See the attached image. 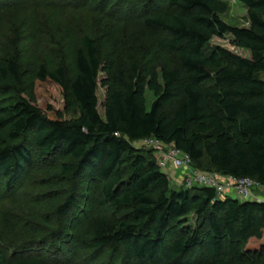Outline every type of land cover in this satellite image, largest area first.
Instances as JSON below:
<instances>
[{"label": "trees", "instance_id": "obj_1", "mask_svg": "<svg viewBox=\"0 0 264 264\" xmlns=\"http://www.w3.org/2000/svg\"><path fill=\"white\" fill-rule=\"evenodd\" d=\"M156 1V0H155ZM248 11V28L226 24L222 0H162L144 18L162 51L178 55L179 69L142 77L136 65L130 81L118 72L123 90L113 91L99 110L100 49L89 36L75 52L77 74L71 90L80 115L65 118V67L41 65L33 97L20 95L0 106V183L12 191L16 179L40 156L59 154L75 162L61 174L85 178L100 187L99 205L123 215L93 217L83 234L84 249H109L138 264H264V201L218 198L207 187L172 189L170 176L153 150L134 142L156 138L189 154L195 168L205 159L223 176L252 178L264 187V0H238ZM230 35L243 57L211 47L214 37ZM21 72L14 60L0 58V87L17 90ZM59 89L64 110L37 106V91ZM147 90L155 100L147 107ZM1 190V188H0ZM69 196L57 209L68 218L77 207ZM191 215L195 231L184 227ZM1 241V236H0ZM20 248L0 264H52L43 249Z\"/></svg>", "mask_w": 264, "mask_h": 264}, {"label": "rangeland", "instance_id": "obj_2", "mask_svg": "<svg viewBox=\"0 0 264 264\" xmlns=\"http://www.w3.org/2000/svg\"><path fill=\"white\" fill-rule=\"evenodd\" d=\"M162 0H0V58L14 60L21 72V84L17 90L0 87V106L16 102L20 95L33 97V83L41 65L49 70L63 66L67 72L68 109L67 120L79 117L80 110L73 98L71 82L77 74L75 52L81 39L89 36L100 49L101 71L98 76V110L105 116L104 105L108 96L123 86L117 81L118 72L130 81L132 67L137 66L142 77L156 70L163 85V69H179L177 54L162 51L158 36L145 27L144 18L162 11ZM222 20L232 27L250 26L248 11L238 0H222ZM211 47H222L243 57L250 52L233 45V38L214 37ZM264 80V74L260 75ZM147 107L155 100L147 90ZM35 102L64 110L63 96L59 89L49 92L39 89ZM138 149L149 150L142 141L134 142ZM32 168L22 173L15 188L8 191L0 183V261L20 248L43 249L44 256L52 264H138L123 261V256L109 249H84L83 234L95 216L114 218L123 211L99 205L100 187L85 178L63 176L65 164L75 161L59 154L43 157L35 150ZM203 172L216 174L205 159ZM172 171L171 168L168 169ZM175 171L172 189L182 186L184 169ZM202 171V170H201ZM173 183V177L170 174ZM180 182H179V181ZM175 185V186H174ZM178 187V188H177ZM255 197L264 200V187L254 190ZM69 196L77 199V207L68 218H59L57 209ZM186 228L195 231L198 220L195 215L186 218Z\"/></svg>", "mask_w": 264, "mask_h": 264}, {"label": "built area", "instance_id": "obj_3", "mask_svg": "<svg viewBox=\"0 0 264 264\" xmlns=\"http://www.w3.org/2000/svg\"><path fill=\"white\" fill-rule=\"evenodd\" d=\"M144 143L158 156L159 167L168 175V169L171 167L176 171L184 169L182 186L186 189L207 187L215 190L218 198L235 197L240 201H264L255 197L254 190L261 185L252 178L218 176L203 172L194 167L193 159L189 154L175 146L166 145L156 138L145 139Z\"/></svg>", "mask_w": 264, "mask_h": 264}, {"label": "crops", "instance_id": "obj_4", "mask_svg": "<svg viewBox=\"0 0 264 264\" xmlns=\"http://www.w3.org/2000/svg\"><path fill=\"white\" fill-rule=\"evenodd\" d=\"M171 169H172V171L171 172H169V176H170V174H171V176L173 177V184H175V185H177V184H179V183H177V180L175 181V175H176V173H175V171H173V168L171 167ZM179 181V180H178ZM180 182V181H179ZM174 185V186H175ZM235 198V197H234ZM236 199V198H235Z\"/></svg>", "mask_w": 264, "mask_h": 264}]
</instances>
